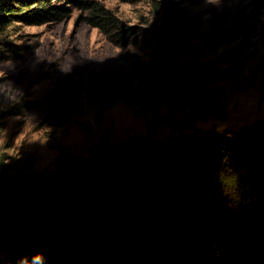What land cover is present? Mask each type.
<instances>
[{"label":"trees","instance_id":"1","mask_svg":"<svg viewBox=\"0 0 264 264\" xmlns=\"http://www.w3.org/2000/svg\"><path fill=\"white\" fill-rule=\"evenodd\" d=\"M169 1L182 14L167 33V57L199 28L188 14L191 0ZM260 4L209 35L234 41L250 34ZM74 12L116 45L137 44L138 28L99 0H0V63L23 54L20 26L58 23ZM254 54L253 47L234 68L200 62L183 70L235 78ZM141 72L167 96L162 78L173 68ZM13 169L0 158V264L35 253L45 264H264V138L217 128L164 142L133 136L98 141L84 159L35 178Z\"/></svg>","mask_w":264,"mask_h":264},{"label":"rangeland","instance_id":"2","mask_svg":"<svg viewBox=\"0 0 264 264\" xmlns=\"http://www.w3.org/2000/svg\"><path fill=\"white\" fill-rule=\"evenodd\" d=\"M99 1L138 28L136 45H116L74 12L58 23L20 26L23 54L0 63V158L14 166L12 174L35 178L68 167L98 141L134 136L164 142L212 128L264 138V0L259 18L247 23L250 34L234 41L209 33L225 28L256 0H191L187 10L198 32L169 57L167 33L182 14L176 5ZM253 47L254 56L235 78L201 79L183 70L200 62L234 68ZM158 64L173 68L170 79L162 78L167 96L141 72Z\"/></svg>","mask_w":264,"mask_h":264},{"label":"clouds","instance_id":"3","mask_svg":"<svg viewBox=\"0 0 264 264\" xmlns=\"http://www.w3.org/2000/svg\"><path fill=\"white\" fill-rule=\"evenodd\" d=\"M18 264H45V259L42 254L35 253L31 257H22Z\"/></svg>","mask_w":264,"mask_h":264}]
</instances>
